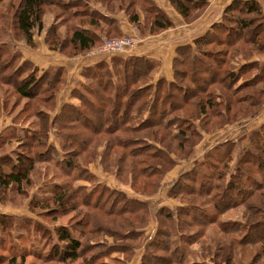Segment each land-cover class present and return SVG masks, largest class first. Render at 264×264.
Returning a JSON list of instances; mask_svg holds the SVG:
<instances>
[{
  "label": "rangeland",
  "instance_id": "obj_1",
  "mask_svg": "<svg viewBox=\"0 0 264 264\" xmlns=\"http://www.w3.org/2000/svg\"><path fill=\"white\" fill-rule=\"evenodd\" d=\"M127 1L131 2V0H121L123 8L120 10L116 5H113L115 7L113 11H108L100 4L93 6L109 17L115 18L116 26L120 31L112 33L110 27L101 26L97 30L100 35L97 46L103 39L127 36L135 40L131 51L120 55H96L93 59H85H92V63L105 61L114 72L113 80L118 83H123V66L127 59L132 56L148 59L152 66L153 63L155 64L152 71L147 72V76L142 80L130 83L129 90L141 89L147 84L157 82L161 90H159L161 98L163 93L168 92V85L173 84L176 91L171 92L170 98L184 110H175L170 115H166L163 128L161 126L160 128L145 127L144 120L150 115V109L147 112L143 109L139 111V109L141 104L145 105L148 101V95L145 96L147 91L143 94L142 100L137 101L133 106L130 121L118 126L113 130L116 133L112 132L110 136L97 134L92 136L87 131L80 130L82 129L80 123L83 121L79 120H77V128L74 127L71 132L59 133L61 120L56 117L61 115L60 109L66 106V103L74 107L81 106L80 100L71 98V91L78 90L82 95L87 94L81 86L84 81L80 78V71L89 62L83 59L82 62L76 61L70 65L63 60L73 54L71 47H65L64 44L69 36V29L71 26L80 25L72 19L61 22L62 14L55 9H48L42 19L43 31L35 32L33 44L27 45L17 36L12 22L17 0L1 2L0 158L8 157L10 158L8 160L14 161V164L17 163V159L22 163L21 169L30 164L32 170L28 181L19 188L14 186L5 191L0 189V264H11L12 258L17 259L15 264L156 263L157 260L152 261V255L165 256L163 250L157 246L152 253L151 245L153 243L156 245L162 238L158 230V237L155 239L157 227L161 226L163 219V217L158 219L156 212L161 209L174 210L176 207L184 206L182 203L195 202L194 195H185L183 198L179 195H170L177 189L184 191L181 186L179 187L181 176L187 174L188 178L195 175L194 172L199 171L207 160L219 161L217 150L220 147L225 149L226 145L233 150L230 162L231 170H233L243 151L250 147L254 131L264 125V43L238 42V45L228 47L204 42L199 49L200 52L203 51L204 54L212 55V57L209 59L198 54L199 58L196 59L211 65L207 68V66L188 62L195 59L193 56L197 53V46L194 50L189 48L187 50L185 47L184 58L181 50L186 45L193 46L192 39L202 37L212 28V26L203 27L213 19V8H209L208 5L196 18L177 19L178 16L172 7L164 0H152L173 22L170 28L158 33L152 32L149 28L152 34H148L149 30H144L148 28L144 24L151 20L144 11L148 5L143 4L141 0H132L134 5L137 4L136 9L142 20L139 25L144 30L145 35H142L139 27L128 22L133 9L127 13L129 11L126 10ZM118 2L119 0H116L113 3ZM223 9L221 5L218 7L217 15L214 17L217 21L214 22L215 19H213L210 22L212 25L219 22ZM236 15L229 14L232 18ZM254 24L248 32L254 31L256 28ZM116 26L115 29H117ZM53 36L56 37L55 45L58 49L55 51L49 47ZM178 36L179 40H182L179 41V46L171 47L164 43ZM226 36L227 34L222 32L221 35H217V38L224 40ZM242 37L245 41H251L250 38L246 39L245 35ZM184 38L186 39L183 41ZM177 51H180V55ZM56 59L62 62L61 66L66 72L62 75L65 76L64 83L58 82V89L55 92L47 91L44 86L38 90L33 100L24 99L17 94L14 85L33 69H36L33 75L37 77L46 71H55L59 67ZM25 61L35 66H26V69L29 68L26 70L27 73L19 67ZM179 61L183 63H176ZM220 61L224 62L220 64ZM199 67H203L205 71V67L213 69L214 78L208 79L207 74L202 73L203 70ZM242 67L249 68L243 69L242 75L237 76V80L230 83L227 72L238 73ZM67 68L70 70V75L67 74ZM258 71L261 79L252 81L251 78ZM103 80L101 83H106ZM160 80L163 81L159 84ZM206 80L209 81L205 83ZM89 87L93 85L90 84ZM118 88L121 89V87ZM183 88H189L190 92H197L198 95L200 88L209 90L213 98L218 100L217 102L224 103V106L229 96L231 99L246 98L247 104L258 102L262 105L256 114L254 111L248 116L238 118L235 114L225 113L224 108L220 107L219 113L222 117H212L198 112L200 110L196 106L197 99L185 106V102L180 103L178 100L182 92L179 90ZM236 89L238 90L234 93ZM98 91L95 90V93ZM95 93H90L87 99L96 102ZM157 109L159 113L163 108L157 106ZM84 111L88 115V110ZM184 114L191 116L193 120L184 117ZM66 116L70 121L74 119L69 112ZM154 116L156 119L158 115L154 114ZM168 121L171 123L167 127ZM185 121L193 126L195 132H190L189 137L183 139L177 131L180 129L187 132ZM90 123L95 124L93 120H90ZM108 125L116 127L117 123L113 121ZM77 132H81L85 140L91 138L85 149L87 152L79 149V141L73 144L74 139L63 138L66 135L73 136ZM24 136H28L26 140H29V136L34 139L32 142L24 143L20 141ZM116 140L120 141L119 145L115 143ZM260 140L262 143L263 139ZM150 148L156 151H151ZM262 156L264 158V153ZM248 164L254 172L256 170L254 161H248ZM8 165L11 163L8 162ZM245 165L247 166L244 163L243 167ZM205 173L203 177L206 178L209 174ZM218 182L219 180H214V184ZM238 183L241 186L240 189L243 188L244 192H250L251 195L247 197L244 205L221 214L219 217L221 220H240L242 215L246 214L245 210L249 212L248 206L256 208V204L259 205L257 195L264 194V190L252 191L244 180ZM189 186L193 187L192 184ZM56 192L66 194L65 204L62 207L52 204ZM217 193L214 191L210 197H207L210 200L212 197L215 198ZM100 194L103 195L102 198H99ZM71 197L77 202H73ZM85 200H88V206L83 205ZM203 201L207 202L208 199ZM251 213L256 216L263 215V213L257 214V209ZM246 216L249 219L250 216L248 214ZM256 221L260 222V219ZM61 227L69 228L72 235L82 243L76 261L59 263L54 260V257L58 255L59 246L62 245L57 241L56 236L57 230ZM211 228L203 239L189 245L182 244L181 239L173 235L174 245L179 243L178 246L184 255L183 264H199L200 262L214 264L210 252L213 250L215 255L217 251L215 252L214 249L218 247L220 241L214 240L212 243L211 241L213 237L218 238L217 232L220 229L216 225ZM185 234L193 233L185 232ZM228 235L227 233L223 236ZM163 241H169V239L164 238ZM261 248L260 245L255 248L248 243L239 248L235 247L234 260L230 264H254V257ZM44 256H51L52 259L42 261L40 258Z\"/></svg>",
  "mask_w": 264,
  "mask_h": 264
},
{
  "label": "trees",
  "instance_id": "obj_2",
  "mask_svg": "<svg viewBox=\"0 0 264 264\" xmlns=\"http://www.w3.org/2000/svg\"><path fill=\"white\" fill-rule=\"evenodd\" d=\"M3 1L11 0H0V6L1 2ZM114 1L116 0H17L16 6L14 7L12 22L17 36L20 37V39H22L27 45H32L34 33H41L43 31L42 19L46 10L55 9L61 13V22L69 19L75 20L80 26H71V29L73 30L71 31V29H69V36L64 41L65 47L70 46L73 52V54L67 58L72 59L85 55L88 51L97 46L100 37L97 30L100 29L101 26H105V28L110 27L112 33H116L117 30L119 31V27L116 26L117 22L115 18L109 17L93 6L95 4H100L108 11L115 10L113 5H116L119 10L123 8L121 0H119L117 4L113 3ZM141 1L144 2L143 4L148 5L147 9L144 11L149 17H151L149 23L146 20L147 24H144V26H148V28L144 30L147 31L150 28L152 32L155 31L158 33L172 26V21L152 0ZM164 1L170 5L174 12L177 13L181 18L187 19L191 17L196 18L200 12L209 5L210 0ZM127 4L126 10H129L127 13L133 9L129 16L128 22L136 27H139L142 20L136 9L137 4L134 5L132 0L131 2L127 1ZM222 13L223 14L220 17L219 22L211 25L212 28L203 35L204 37L202 36L198 39H195L193 41V46L186 45L182 47L184 49L181 50V55L184 58L186 53L185 47H187V50L188 48L194 50V48L197 46V53L193 56L195 59L188 60V62L190 61L191 63L207 66V68H209V66L211 67L210 64H204L201 59L200 61L196 59L199 58L198 54H202L209 59L212 57V55L204 54L203 51L200 52L199 49L204 42L219 46L227 45L228 47L233 46L234 44L236 46V44H239L238 42L247 43L249 41L251 44H256V42L264 43V15L255 0H232V2H230V4L224 8ZM229 14H232L233 16L235 14L237 15L232 18L229 16ZM61 22L59 24H61ZM252 24H254L256 28L253 32H248ZM115 26L117 29H115ZM139 29L141 28L139 27ZM144 30L141 29L142 35H145L143 34ZM150 30L148 34H152ZM222 32L227 34L224 40L217 38V35H221ZM244 35L246 39L250 38L251 41H245V38L242 37ZM55 39L56 37L53 36L52 41L49 44V47L52 51L58 50L56 49L57 46L55 45ZM52 46H54V48ZM177 54L180 55V51H177ZM220 62V64H222L224 61ZM176 63L183 62L179 61ZM125 64L123 66V83H118V81L113 80L114 72H112L111 67L102 60L99 62L96 61L93 65L84 67L80 71L81 78L84 81L81 86L87 94L82 95L78 90L71 91V98L80 100L81 106L74 107L73 105L66 103V106H63V108L60 109V112L62 113L60 116L56 117L58 120H61L59 125V133L62 134V132L65 133L66 131L71 132L74 130V127L77 128V120H79L83 121L80 123L82 124V129L80 130L87 131L88 134L91 135L97 134L98 136H110L112 132L113 134L116 133V131L114 132L113 130H115L118 126L130 121L133 106L137 101L139 102L142 100V96H144L143 94L147 91L148 92L145 94V96L148 95V101L145 103V105L141 104V108L139 109V111H142L143 109L145 112L150 109V115H148V117L144 120L145 127L149 128L154 126L160 128L161 126V128H163L165 127L164 120L166 115H170L175 110L180 111L182 109L179 104L175 103V100L170 98L171 92L174 93L176 91V88H174L175 86L173 84L168 85V92L166 94L163 93L161 98L159 95L161 90L158 87L157 82L154 84H147L141 89L129 90V84L138 82L140 79L142 80L145 78V76H147V72L152 71L155 65L154 63L152 66L148 59H144V57L132 56L125 61ZM26 66L35 67L29 61L23 62L19 67L23 71L29 70V68H25ZM202 68L200 69L203 70ZM207 68L205 67L206 71L203 70L202 73L207 74L209 77L208 79L214 78L215 71L213 69ZM247 68L242 67L239 69L238 73L234 74L232 72H227L230 83L231 81L234 82L235 79L237 80L236 77L241 76L243 69ZM34 70L36 69H33L31 73L27 74L25 78L14 85L17 89V94H19V96L24 99L33 100L38 94V90L44 88V86H46L47 91L50 90L55 92L58 89L57 83H64L65 76L62 75H65L64 73L66 71L62 66L57 67L53 72L46 71V73H41V75H38V77L33 75L36 72ZM227 70L228 68L226 71ZM27 72L28 71H26V73ZM260 79L261 75L259 71L251 78L252 81H259ZM102 80L106 81V83H101ZM161 81L163 80L158 81L159 84ZM208 81L209 80H206L205 83ZM90 84H92L93 87H89ZM101 85L102 87H100ZM118 87H121V89L119 90ZM95 90L99 91L95 93ZM237 90L238 89H236L234 93H236ZM179 91L182 92V96L178 100L180 103L185 102V106L190 104L191 101L197 99L195 101H197L196 106L200 110L198 112L203 115L208 114L212 117H222L219 113L220 107L224 108L223 111H225V113L229 115L235 114L238 118L242 116L244 117V115L248 116L254 113V111V114H256L262 105V103L260 104L258 102L247 104L246 98L231 99L229 96V99L224 106V103L221 101L217 102L218 100L216 101V99L213 98V94L209 90L206 91V89L200 88L199 95L197 92H190L189 88H183ZM90 93H95L94 99L96 102L87 99L90 97ZM53 96L55 97L56 102V94L54 93ZM157 106H162L163 108L159 113ZM254 108H257V110H254ZM85 109L88 110V115L85 113ZM183 110L184 109H182V111ZM68 112L69 114H72V117L74 116V119L71 121L69 120V117L66 116ZM154 114L158 115L156 119H154ZM184 117L192 119L189 115L184 114ZM90 120H93L95 124H91ZM113 121L117 123V126L115 127L114 125H110L109 127L108 124ZM170 123L171 121H168L167 127ZM184 124L186 125L185 127L188 133L186 131H180V129L177 132L183 139H186L189 137L190 132L194 131L195 129L190 123H188V121H185ZM80 133L81 132H77V134L73 135L74 137L66 135V137L63 138L74 139L73 144L79 141V149L85 150L87 149L91 138L85 140L82 133ZM26 137L28 136H24V138H22L20 141L24 143L27 141L32 142L34 139L32 136H29V140H26ZM260 139H263L262 143H260ZM115 143L119 145L120 141L116 140ZM221 148L222 147L217 150V154H219L217 160L219 161L214 162L207 160L199 171L194 172L195 175L188 178L187 174L182 175L180 178L179 187L181 186L184 191L177 189L176 192H172L170 194L173 196L179 195L180 197L182 196V198L185 195H194V203H182L184 206L176 207L174 210L161 209V211L156 212L158 219H161V217H163V219L161 226L157 227V235L155 239L158 237V230H160L159 233L162 235V238L161 241H158L156 245L154 243L151 245L154 248H152V253L153 250H155V246H157V248L160 247L163 250L165 256L158 257L152 255V261L155 262L157 260V262L152 263L149 261L150 263L183 264L182 261L184 260V255L181 253V250L178 246L179 243L174 245L173 235H177L181 239L182 244H194L198 240L205 237V234L210 229H212L211 226L216 225L220 229L219 232L216 231L218 233V238L213 237L211 243L214 240L217 242L219 240L220 244L217 245L218 247H216V249H214L215 252L217 251L215 255L212 252L213 250L210 252V255L213 256L212 260L214 264H230L234 260V248L242 247L247 243L251 244L252 247L255 248L258 245L262 247L258 250V254L254 257V264L256 262V264H264V194L257 195L259 197V205L256 204V208L253 206H248L249 212L247 213L245 210L246 214L242 215L240 220L232 221V219H229L226 221L219 218L221 214L225 213L226 211L236 208L239 205H244L243 203H246L247 197L251 195L250 192H244L243 188H239L241 187L238 183L239 181L244 180L247 183V186L252 189V191L256 190L257 192H262L264 190V158L262 156L264 153V125H262L260 129L254 131V134L251 137L250 147L243 151L241 158L236 161V167H234L233 170H231L230 167L233 150L228 148L227 145L225 146V149ZM150 150L156 151L153 148H150ZM85 151L87 152V150ZM8 159L10 158L4 156L0 158V189L4 191L14 186L18 188L22 186L28 181L30 172L32 170L30 164L27 167L24 166L21 169L22 163L20 161L16 159L17 163L14 164V161ZM252 160L256 164V170L254 172L252 171L251 166L248 164V161ZM8 162H10L11 165H8ZM244 163L247 164V166L245 165V167H243ZM68 165L70 166L69 162ZM205 172H208L209 174L206 178L203 177V175L206 174ZM214 180H219V182L214 184ZM189 184H192L193 187L197 185V187L195 186L193 188L189 186ZM214 191L218 192L217 196H219H214L215 198L212 197L209 200L208 197H210ZM65 195L66 194L62 192H56L53 197L52 204L57 207H62L65 204ZM102 196L103 195L100 194L99 198H102ZM206 199H208L207 202L203 201ZM72 201L77 202L76 200L74 201V198H72ZM83 205L88 206V200H85ZM256 209L257 214L260 213L261 215L263 213V215H253L251 211H256ZM247 214L250 216L249 219L246 216ZM258 218L260 219V222L256 221ZM248 220L249 222H247ZM185 232H192L193 234L188 235L185 234ZM227 233L229 234L228 236H223ZM56 236L57 241L62 245L59 246L57 252L58 255L57 257H54V260L58 261L59 263L76 261L79 256L82 243L79 242V240H77L72 235V231L66 227L59 228L57 230ZM164 238H168L169 241H163ZM50 257L51 256H44L40 259H42V261H49L52 259ZM19 258L23 260L22 257ZM16 260L17 259L12 258L10 260L11 264H15ZM199 264H205V262H200Z\"/></svg>",
  "mask_w": 264,
  "mask_h": 264
},
{
  "label": "built area",
  "instance_id": "obj_3",
  "mask_svg": "<svg viewBox=\"0 0 264 264\" xmlns=\"http://www.w3.org/2000/svg\"><path fill=\"white\" fill-rule=\"evenodd\" d=\"M127 36H122L120 38H108L103 39L99 46L88 51L85 56L87 58L95 57L96 55H120L131 51L135 42Z\"/></svg>",
  "mask_w": 264,
  "mask_h": 264
},
{
  "label": "crops",
  "instance_id": "obj_4",
  "mask_svg": "<svg viewBox=\"0 0 264 264\" xmlns=\"http://www.w3.org/2000/svg\"><path fill=\"white\" fill-rule=\"evenodd\" d=\"M163 1V0H162ZM257 3H258V5H259V7H260V9H261V11H262V13H263V15H264V0H255ZM165 2V1H164ZM230 2H232V0H210L209 1V8H213V10H214V16H213V19H215L214 17L217 15V10H218V7L221 5V7H222V9L223 8H225L228 4H230ZM170 6V5H169ZM224 10V9H223ZM176 16H178L177 17V19H180L181 17L176 13ZM218 18H219V15L217 16ZM216 17V18H217ZM213 19H211L210 21H209V23L208 24H206L203 28H207V27H209V26H211L212 25V23H210ZM217 21V19H215L214 20V22H216ZM172 22H173V20H172ZM183 35H185V34H183ZM183 35H180V36H183ZM186 38H184L183 39V41L185 40ZM195 39H192L191 41H194ZM178 41V42H177ZM179 41L181 42L182 40H179V36L177 37V38H174V39H172V40H167V41H163L166 45H169V46H175V45H177V46H179L178 44H179ZM184 44H187V43H184ZM85 58H87V57H84V58H81L80 56H78V57H76V58H73V59H63V60H66V63L67 64H70V65H73L76 61H80V62H82L83 61V59H84V61H87V62H89L88 64H85L84 66L85 67H87V66H91V65H93L94 64V62L92 63V59L93 58H95V57H91L92 59H85ZM57 61V65H59V66H61V65H63L62 64V62L61 61H59V59H56ZM82 69V68H81ZM80 69V70H81ZM67 74H69L70 75V70L67 68ZM81 78V77H80Z\"/></svg>",
  "mask_w": 264,
  "mask_h": 264
}]
</instances>
